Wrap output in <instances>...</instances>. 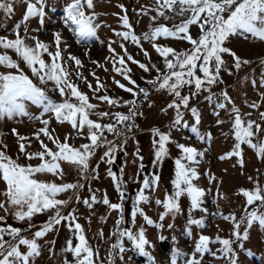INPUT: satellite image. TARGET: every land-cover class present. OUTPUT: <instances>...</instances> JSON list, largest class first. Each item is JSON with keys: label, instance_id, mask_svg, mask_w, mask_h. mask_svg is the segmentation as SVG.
<instances>
[{"label": "snow or ice", "instance_id": "obj_1", "mask_svg": "<svg viewBox=\"0 0 264 264\" xmlns=\"http://www.w3.org/2000/svg\"><path fill=\"white\" fill-rule=\"evenodd\" d=\"M234 5V7H233ZM47 0H27V8L23 14L22 21H18L11 31L16 33L15 38L0 35V46L5 49H14L18 57L22 58L24 63L31 69L34 76L38 77L41 84L34 82L21 67L17 59H14L7 51L0 53V64L9 67H14L16 71H0V120L5 118L16 120L17 118L27 117L30 120H42L44 127L34 133L35 137L42 145L41 150L30 151L26 148L25 137L20 136L19 151L24 153L29 160L33 157L39 158L37 164H22L18 159H14L6 151L0 149V175L7 184L6 195L8 197V204L14 208V219L24 222L26 228L14 226L12 223H0V264H35L36 257L42 253V245L39 243L41 238H44L47 233L53 230H58L57 226L62 222H67L69 230L74 231L76 243L70 237L66 241V247L61 249V252H71L74 259L69 260L67 256L64 257L62 264H97L94 256L99 255V249L93 248L89 243L84 226L79 222L76 215V209L73 208L71 212L66 215L62 212V206L69 203V200H62L57 198L58 193L72 190L77 201L81 200L79 190L84 187L81 180L74 182L56 183L54 181H43L35 179L36 173L50 172L55 175H63L61 165L58 162L61 158L75 162L78 168L79 175L83 180L89 181V191L92 193L91 198H83V202L89 207L96 202L99 197L91 188V179L93 176L98 178L99 162L106 160L109 165H112L117 159V151L123 148L127 143L129 135H132V129L137 127L135 118L142 115V106L145 101L151 106L153 101L150 99V93L155 90H166L169 94H174V98L161 109L167 111L168 108H174V120L170 121L171 127H190L191 133L196 137L205 141H210L211 131L205 134L200 132L201 113L195 105H190V99L193 95L199 94L201 90H207L209 95L205 99L210 102L215 100L216 115L219 114V109L227 107L226 102L232 103L230 109L234 115L232 127L235 129L234 136L236 143L230 151H226L220 157H232L235 155L239 158L241 166L245 164L243 157L242 144L246 142L258 155L264 158V140L260 139L258 133L264 131L261 125L253 119H245L241 115L238 106L235 105L232 97L228 91L224 89L219 93L221 99H216L217 94L211 91L212 86L223 81L221 70L226 69L230 74L232 68L227 67L226 56L231 55L234 58L233 63L236 70H239L243 64H249L248 61L242 58L237 52L228 46L232 39V34L239 33L241 37L251 34L254 38H259L264 41V0H163V4L157 8L165 19H173L169 17L163 9H170L176 12L183 18L179 23L169 26L167 23H160L154 26L149 32L142 34L145 41L153 42L155 51L162 58L163 68L152 62L149 59L148 63L135 59L124 45V41L129 38L135 44H141V38L134 31H131L133 25L129 22L127 14H125L120 23L126 25L128 31L112 29L116 35L123 39L119 41L121 47L127 55H121L116 52L113 47V40L110 37L107 47L110 49V56L105 57V60L111 59L115 72L121 73L131 85L122 83L121 80H115V83L121 88L126 89L132 93L131 99H122L119 96L109 95L107 92L99 95L96 98L100 101L107 102L108 105L127 106V111H96L95 115L100 118L111 117L112 122L102 123L101 119L91 118L94 110L99 106L90 101L89 95L80 90L77 83L73 81L70 76V70L66 67V61L62 58V48L69 49L70 45L67 38L62 34L63 28L73 34L77 41L88 38L89 45L92 43V38L99 40L97 30L103 24V21H97L98 13L95 11L86 12L85 6L88 9L93 8V0H68L64 5L62 14L59 19L62 22L63 28L60 30H53L55 50L51 51V42H46L39 39L37 36H32L28 27V21L32 17L39 18V24L43 26L46 21ZM123 8L124 5H121ZM229 9L230 14L225 16V8ZM0 10L6 16L14 12V3L12 0H0ZM51 11L55 12L53 7ZM190 13V15H188ZM201 14H204L202 17ZM119 15V14H117ZM153 20L156 18L153 17ZM21 24H23V35L20 34ZM198 26L200 33L194 36L191 32L190 26ZM157 37L162 38H179L183 41L190 42V48L177 50L176 47L166 45L163 43H155ZM29 41H34L31 43ZM103 43V41H100ZM51 57L50 62L44 59L43 54ZM87 54V50H85ZM114 54V55H112ZM68 59L75 62L77 68L83 67L84 61L80 56L75 55L71 51L68 52ZM144 55L150 58V53L144 49ZM90 58V57H89ZM117 58L119 60V67L116 66ZM134 62L139 65L145 72L154 70L157 75L147 79L151 87H141L137 80L133 79L131 68L128 62ZM202 73V74H200ZM75 75L82 79H86L83 73L75 71ZM95 76V72H93ZM244 79H248L247 76ZM252 83L255 85L256 80L253 78ZM98 88L93 90V94L99 91V88H104L105 85L101 83L99 78L96 80ZM260 84L264 85V73L261 74ZM195 87V92L189 91L188 94H183L181 89L184 86ZM88 87L92 88L91 82H88ZM64 97L62 100H57L49 91L56 92ZM70 93L75 101L68 98ZM264 96V93H261ZM28 102L39 106V112L33 113L29 110ZM259 103L252 104L253 108H258ZM190 111L194 117L195 122L189 125L185 119V112ZM51 113L55 116L57 121H70L76 135H85L83 129L87 126V136L90 138L88 143H84L79 147H75L68 143V137L61 142L58 137H53L49 131V118L45 114ZM245 116H250V113H245ZM261 119H264V112H261ZM217 124L222 121L217 120ZM255 129V131H254ZM12 131L15 133L16 129ZM153 144L155 147V159L153 164H160L164 157L168 155L167 144L173 138L169 131H161L154 127ZM41 133L53 141L56 145V150L49 147V144L41 139ZM106 133L112 134V139H109ZM158 135V139L156 136ZM123 138L122 143H117L118 138ZM253 137H257V142L254 143ZM32 141L28 140L27 144L31 145ZM138 144V141H137ZM104 146L105 151L97 161L95 168L90 167V158L93 157L96 150ZM7 145H5V148ZM182 150L181 155L175 159V175L171 183L173 191L166 193L163 200L157 198L156 204L163 206V212L159 214V220L162 222L166 215L175 217L183 209L180 205V198L182 195H187L190 198V207L188 209L189 219L187 221L186 231L191 234L192 226L196 225L200 228L207 227L206 218L204 216L194 217L193 210L201 209L204 212L209 210L204 207L205 195L211 189H206L194 182L201 177L202 173L198 170L197 165L200 159L204 157V152L194 145L178 144ZM141 163L140 170L144 168L143 156L139 151L136 152ZM198 157L200 159H198ZM108 174L115 181V187L119 193V202H111L107 192L103 196V203L109 206L110 210H119V217L117 219V227L113 233L116 240L111 244L108 252L107 262L101 260L99 264H115V257L124 260V253L128 250L125 245V238L131 243L132 250L147 257L146 264H158L152 252L147 245L151 241L145 234V228L140 226L138 230L133 228L123 227L124 217V203L127 192V181L123 179L124 165L120 167L119 175L117 172L108 169ZM136 178L139 180V175ZM209 183L215 179V174L210 173L207 176ZM251 179V177H249ZM160 180V174L153 172L150 175L145 173L141 186L135 194L133 207L131 211V224L136 225L137 213L144 217L147 224L157 225L163 228V223H158L157 220L149 216L141 202L150 200L149 195L145 189H154ZM243 193L247 202L244 206L243 214L237 217L236 213L231 212L224 214L222 211L214 213L223 219L229 220L232 227L230 228L231 236H221L219 233L215 237L209 236L201 232L195 243V248L191 253L183 252L179 247H173L171 251V264H178L180 258H184L183 264H201V258L207 252H211L210 243L218 242L220 244L219 255L225 257L227 264H239V253L236 251L234 244L238 243L240 248L244 247L243 241L249 237V229L254 222H258L261 228H264V188L257 182L254 189L241 187L239 189ZM71 199V198H69ZM259 201V203H255ZM249 205L253 207L248 208ZM0 206H4V201L0 200ZM7 211V208H5ZM51 210L52 215H49L47 220L36 227L33 224V217L36 214L44 213ZM5 216H0V221H5ZM90 220V218H89ZM173 227L172 224L168 225ZM34 231L29 233L32 229ZM100 235L103 236V230H100ZM8 237L6 239L5 237ZM234 237V238H233ZM163 239V237H161ZM172 239L175 241L176 237ZM53 248L49 249L50 253H54L55 241H49ZM154 247V245H153ZM200 254V257L197 256ZM216 256V252H211ZM249 256L260 255L252 252L251 249L246 250ZM264 261V255H260Z\"/></svg>", "mask_w": 264, "mask_h": 264}, {"label": "rangeland", "instance_id": "obj_2", "mask_svg": "<svg viewBox=\"0 0 264 264\" xmlns=\"http://www.w3.org/2000/svg\"><path fill=\"white\" fill-rule=\"evenodd\" d=\"M14 3V12L8 16L0 10V35L8 36L14 39L16 33L11 31L14 25L18 21H22L23 14L27 8V0H12ZM68 0H47L46 12L47 17L45 24L41 26L39 24L38 17H32L28 21V27L32 36H37L46 42H51L50 50H55L54 32L53 30H60L63 28L62 22L59 16L62 14L64 5ZM163 4V0H93V8L88 9L85 6L86 12L95 11L98 13L97 21H103V24L98 28L97 35L99 40L95 37L92 38V43L89 45L88 38L77 41L75 36L71 34L67 28H63L62 34L67 38V42L70 45L69 49L62 48V58L66 61V67L70 70V76L74 82L77 83L80 90L86 92L89 95L90 101L97 104L99 107L94 110L91 118L101 119L102 123L112 122L111 117L100 118L95 115L96 111H127V106H111L105 101H100L96 97L99 95L107 94L119 96L122 99H131L132 93H129L126 89H121L115 80H121L122 83L128 84L129 87H135L130 82L114 70L111 59L105 60V57L110 56V49L107 47L109 38L113 40V47L117 53L125 55L123 48L119 41L123 38L116 35L112 29H118L128 31L126 25L120 23L122 17L127 14L129 22L133 25L131 31H134L141 38L140 45L135 44L130 38L124 41V45L127 48V52L130 53L135 59L141 60L144 63H148L149 59L152 62L157 63L158 66L163 68L162 58L155 51L153 42L145 41L142 34L149 32L154 26L160 23H167L169 26L179 23L180 19L187 18L181 17L176 12L170 9H163V11L173 19H165L164 16L157 11V8ZM121 5H124L122 8ZM55 7L56 11L51 9ZM234 7V5H233ZM119 14V15H117ZM225 16L229 15V9L226 7ZM190 15V13H188ZM202 17L204 14H201ZM156 19L153 20L152 18ZM191 32L194 36H198L200 29L195 24L190 26ZM20 34L23 35V24H21ZM100 41H103L101 43ZM34 43V41H29ZM155 43H163L166 45L174 46L177 50L190 48V42L183 41L179 38H162L157 37ZM229 47H232L237 54L242 58L251 61L249 64H243L239 70L234 67V58L231 55L226 56L228 62L227 67L232 68L230 74L226 69L221 70L223 81L212 86L211 91L217 94L216 99H221L219 93L226 89L229 95L232 97L235 105L239 107L242 117L247 119L256 120L264 129V119H261V112H264V85L260 84L261 74L264 73V41L259 38H254L251 34H247L245 37H241L239 33L232 34V39L228 43ZM144 49H147L150 53V58L144 55ZM87 50V54L85 53ZM7 51L14 59H17L24 71L33 78L34 82L41 84L38 77L34 76L31 69L24 63L22 58L18 57L14 49H5L0 46V53ZM71 51L77 56H80L84 61L83 67L77 68L75 62L68 59V52ZM46 61L51 60L46 53L43 54ZM114 55V54H112ZM90 57V58H89ZM127 61V55H125ZM116 66L119 67V60L117 58ZM128 66L131 68V75L133 79L137 80V83L141 87H151L148 84V79L157 75L152 70L151 72H145L134 62L129 61ZM14 67H9L0 64V71H16ZM75 71L83 73L86 79H82L75 75ZM95 72V76L93 75ZM202 74V73H200ZM247 76L248 79H244ZM99 78L101 83L105 85L104 88H99V91L93 94V90L99 86L96 84V80ZM255 78V85L252 83ZM88 82H91L92 88L88 87ZM41 86H44L41 84ZM195 92L194 85H185L181 89L183 94H188L189 91ZM50 95H53L57 100H62L64 97L59 95L58 90L56 92L49 91ZM209 95L207 90H201L199 94L193 95L190 99V105H195L201 113L200 132L205 134L211 131V141L207 139L205 141L199 140L195 134L191 133L190 127L185 128L183 125L178 127H171L170 121L174 120L175 109L168 108L167 111L161 109L174 98V94L167 93L166 90H155L150 93V99L153 104L149 106L147 101L142 106V115H138L135 118V124L137 127L132 129V135L128 136L126 145L117 151V159L109 165L106 160L99 162V176L96 178L93 176L91 179V188L96 192L99 199L92 203L89 207L83 202L84 197L91 198V192L89 191V181L83 180L78 173V168L75 162L65 160L61 158L58 162L61 165L63 175H55L50 172L36 173L34 178L43 181H54L56 183L74 182L81 180L84 183V187L79 190L81 200L75 199V194L72 190H66L65 192L58 193L57 198L62 200H69V203L62 206V212L66 215L71 212L73 208L76 209V215L79 222L84 226L85 235L89 243L93 246L94 250L99 249V255L94 256L97 264L101 260L107 262L108 252L111 244L116 240V236L113 235L117 227V219L120 215L119 210H110L109 206L104 204L103 196L105 191L107 192L111 202H119V193L115 187V181L108 174V169L117 172L119 175L120 167L124 165L123 179L127 181V197L123 201L124 203V217L125 221L123 227L133 228L134 231L138 230L140 226L145 228V234L151 241L150 245L146 247L152 252L158 264H171V251L173 247H179L183 252L191 253L195 248L196 240L201 232L206 235L215 237L217 233L221 236H231L230 228L232 227L229 220L223 219L219 215H213L222 211L224 214L231 212L236 213L237 217L243 214L245 204L247 202L246 196L239 191L241 187L254 189L258 182L262 188H264V158L260 157L255 149H253L246 142L242 144L244 152L245 164L243 166L239 163V158L233 155L232 157H226L227 159L221 160V150L230 151L236 143L232 123L234 121V113L230 111L232 108L231 102H226L227 107L219 109V114L214 113L215 100L210 102L205 99ZM68 98L75 101L74 97L68 94ZM259 103L258 108H253L252 104ZM29 110L33 113L39 112V106L28 102ZM245 113H250V116H245ZM46 118H49V131L53 137H58L61 142L65 137H68V143L75 147H79L84 143H88L90 138L87 136V126L83 129L85 135H76L70 121H57L55 116L51 113L45 114ZM260 118V120L258 119ZM185 119L188 120L189 125L195 122L194 117L190 111L185 112ZM220 120L222 123L217 124L216 121ZM44 127L42 120H30L27 117L17 118L16 120L3 119L0 120V149L6 151L14 159H18L22 164H37L39 158L33 157L31 160L19 151L20 136H24L26 148L30 151L41 150L42 145L35 137L34 133L38 132L40 128ZM156 127L161 131H169L172 136V140L168 142V155L164 157L160 164H153L151 158L155 156V147L153 144V131ZM15 128L14 133L12 129ZM255 131V129H254ZM109 139H112L111 133H106ZM260 139L264 140V131L258 133ZM158 135L156 139H158ZM41 139L49 144L53 150H56V145L53 141L49 140L47 136L41 133ZM31 140V145L27 144V141ZM138 141V144H137ZM254 143L257 142V137H253ZM117 143H122L123 138H118ZM190 144L194 145L198 149L204 152V157L200 159V163L197 165L198 170L202 173L201 177L194 180L199 186L206 189H211L205 195L204 207L209 211L204 212L201 209L193 210L192 215L194 217L204 216L206 218L207 227L200 228L193 225L192 232L189 234L186 231L187 221L189 219L188 209L190 207V198L185 194L180 198V205L183 209L175 217L172 215H166L161 222L159 220V214L163 212V206L156 204V199L163 200L166 193L173 191V185L171 183L175 175V159L181 155L182 150L178 147V144ZM5 145L7 147L5 148ZM254 150V151H253ZM105 151L104 146L98 148L90 158V167L95 168L97 161L100 160V156ZM139 151L143 156L144 168L141 171L139 165L141 163L139 157L136 156V152ZM160 167V170H159ZM157 169V170H156ZM171 171V172H170ZM153 172L160 174V180L158 185L154 189H145L150 197L149 201L141 202L140 206L144 208L145 212L157 220L158 223H163L164 227L160 228L157 225L147 224L144 217L137 213L136 225L131 224V211L133 207V201L135 194L139 190L143 176L145 173L149 175ZM214 173L215 179L209 183L207 178L208 174ZM172 173V174H170ZM139 175V180L136 178ZM251 177V179H249ZM7 184L0 175V200L4 201V206H0V216H5V221L0 223H12L14 226L26 228L24 222L14 219V208L8 204V197L6 195ZM71 198V199H69ZM259 203V201L254 202ZM253 206L249 205L251 209ZM7 208V211L5 210ZM260 211H264L261 208ZM51 210L36 214L33 217V224L38 227L43 221L47 220L49 215H52ZM90 218V220H89ZM172 224L173 227L169 228L168 225ZM58 230L50 231L44 238L39 240L42 245V253L36 257L35 264H62L65 256L69 260L74 259L71 252H61V249L66 247V241L68 238L73 239V243H76V237L74 231L69 230L67 222H62L57 226ZM32 229L29 233L31 234ZM100 230H103V236L100 235ZM175 236L174 241L172 237ZM163 237V239L161 238ZM8 239V237H5ZM234 238V237H233ZM55 241L54 253H50L49 249L53 248V245L49 241ZM125 245L128 250L124 253V260L122 261L119 256H116L115 264H146L148 258L132 250L130 241L125 238ZM244 247L240 248L239 244H234L236 251L239 253V264H264L260 255H264V228H261L258 222H254L253 226L249 229L248 239L243 241ZM154 245V247H153ZM220 244L210 243L211 252H216L217 255L213 256L211 252H207L201 258V264H227L225 257L219 255ZM251 249L253 253L260 255L249 256L246 254V250ZM200 257V254L197 253ZM184 258L178 260V264H183Z\"/></svg>", "mask_w": 264, "mask_h": 264}, {"label": "crops", "instance_id": "obj_3", "mask_svg": "<svg viewBox=\"0 0 264 264\" xmlns=\"http://www.w3.org/2000/svg\"><path fill=\"white\" fill-rule=\"evenodd\" d=\"M258 119L260 120V118H258ZM210 143H212L211 139H210ZM253 151H254V150H253ZM221 152L224 153V152H226V151H225V150H221ZM243 157H244V152H243ZM154 159H155V156H153V157L151 158V160H154ZM225 159H227V158H225ZM225 159H221V160H225ZM163 160L165 161V159H163ZM156 170H157V169H156ZM159 170H160V167H159ZM170 172H171V171H170ZM170 174H172V173H170ZM173 174H174V173H173ZM173 174H172V176H174Z\"/></svg>", "mask_w": 264, "mask_h": 264}, {"label": "water", "instance_id": "obj_4", "mask_svg": "<svg viewBox=\"0 0 264 264\" xmlns=\"http://www.w3.org/2000/svg\"><path fill=\"white\" fill-rule=\"evenodd\" d=\"M126 197H127V192H126Z\"/></svg>", "mask_w": 264, "mask_h": 264}]
</instances>
